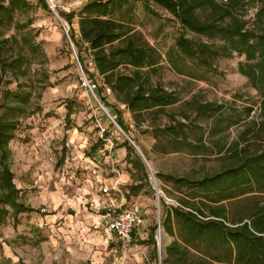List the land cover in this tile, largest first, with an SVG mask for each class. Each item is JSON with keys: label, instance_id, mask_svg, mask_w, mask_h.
Segmentation results:
<instances>
[{"label": "rangeland", "instance_id": "374dc122", "mask_svg": "<svg viewBox=\"0 0 264 264\" xmlns=\"http://www.w3.org/2000/svg\"><path fill=\"white\" fill-rule=\"evenodd\" d=\"M86 1L54 0L60 13L78 12ZM23 3L16 8L13 24L0 26V38L17 35L19 44L12 45L24 56L19 81L10 73L0 77V102L5 101L7 90L30 95L9 146L20 199L37 211L21 213L18 223L10 217L0 225V264H162L164 248L174 240L161 226L162 200L176 206L185 191L171 178L197 179L221 170L224 164L218 159L219 149L227 151L238 144L249 126L263 120L261 97L238 70L244 55L220 57L215 69L200 72L201 79L180 75L164 62L161 84L178 91L184 100L194 96L200 101L223 103L224 129L215 133L214 119L199 117L201 127L195 129L194 136H203L208 147L163 153L155 148L149 121L137 126L132 113L117 101L110 104L104 93V106L111 115V111L119 112L128 127V132L123 131L83 86L82 67L60 19L38 0ZM131 5L133 24L165 55L183 33L181 22L151 0H137ZM187 35L207 41L192 32ZM74 49L77 51L75 45ZM83 55L89 67L88 73L84 71L86 76L101 83L100 76H89L94 66L86 50ZM69 106L73 112L67 119ZM187 107L178 104L169 110L178 112ZM248 107H253L250 114ZM0 114L15 116L5 109ZM126 140L145 163L149 181L129 162L135 156L128 153ZM152 174L166 195L160 201L150 180ZM116 179L118 188L111 184V194L103 195L102 187ZM132 187H137L136 192ZM106 203H113L115 206H110L115 209H137L138 222L130 243L118 241L99 224ZM154 224H160L155 235L157 244L161 242L158 256L151 243L142 242L149 240Z\"/></svg>", "mask_w": 264, "mask_h": 264}, {"label": "trees", "instance_id": "16d2710c", "mask_svg": "<svg viewBox=\"0 0 264 264\" xmlns=\"http://www.w3.org/2000/svg\"><path fill=\"white\" fill-rule=\"evenodd\" d=\"M23 1L0 0V26L13 24L16 8L22 7ZM38 1L47 6L46 0ZM133 1L137 0H88L78 14L79 36L70 15L63 12L61 16L71 23L70 36L83 70L89 72L83 55L86 50L100 75L97 93L102 102L106 105L103 94L104 86H108L116 101L132 113L137 126L149 121L156 150L167 153L188 147L206 149L203 136H194L195 129L201 127L199 117L214 119L215 133L224 129L223 103L200 101L194 96L184 100L178 91L161 84L159 77L165 61L178 74L201 79L200 72L215 69L220 57L244 55L238 70L261 97L263 120L249 126L246 137L238 144L227 151L219 149L218 159L224 164L221 170L197 179L171 178L185 191L176 206L162 200L161 226L174 237L164 248L162 264H264V0H151L171 12L183 26V33L165 55L133 24L129 17ZM188 32L204 36L207 41L191 38ZM0 39V77L10 73L19 81L24 56L16 53L13 45L20 39L16 34L2 35ZM3 98L0 110L15 116L0 114V225L10 217L18 223L21 213L37 211L20 199L9 146L20 123L19 116L27 111L30 95L7 90ZM178 104L188 107L178 112L169 110ZM252 110L253 107L246 109L248 114ZM72 112L69 106L67 119ZM111 113L128 132L122 115ZM124 144L135 156L129 162L149 181L141 157L128 140ZM132 189L136 192L137 187ZM157 229L158 224L151 227V242L156 250Z\"/></svg>", "mask_w": 264, "mask_h": 264}, {"label": "built area", "instance_id": "2783aa9c", "mask_svg": "<svg viewBox=\"0 0 264 264\" xmlns=\"http://www.w3.org/2000/svg\"><path fill=\"white\" fill-rule=\"evenodd\" d=\"M46 3H47V7L49 11L60 19L61 24L65 30V34L67 35L68 39L70 40V43L72 44V48L76 55V59L79 61L77 51L74 49V43L70 36V29H71L70 23L68 21L63 20L62 16H60L61 13L59 12L58 6L54 2V0H47ZM81 69H82V74H83L82 75L83 76L82 77L83 86L87 89V91H89L93 95L97 103L107 113V115L110 118H112L114 122H116V120H114L113 116L110 114L108 108L104 106V103L102 102L101 98L98 96L97 91L101 84L87 77L83 68ZM104 93L107 95L112 94L111 88L108 86H104ZM150 180L153 183V188H154V192H155L157 199L160 201L161 197L166 198L165 192L159 187V184L157 183L156 177L154 176V174L150 175ZM118 186H119V180L116 179L113 183V187L117 189ZM102 190L104 193H109L110 185L104 186ZM137 222H138V211L136 208L120 207L118 209H114L113 211L109 213L108 227L114 233L118 241L122 243H130L133 240ZM158 228L160 229V224H158ZM159 236H160V232H159Z\"/></svg>", "mask_w": 264, "mask_h": 264}, {"label": "crops", "instance_id": "0c3cea01", "mask_svg": "<svg viewBox=\"0 0 264 264\" xmlns=\"http://www.w3.org/2000/svg\"><path fill=\"white\" fill-rule=\"evenodd\" d=\"M88 1V0H87ZM86 1V2H87ZM86 2L78 9V12H75V11H69V12H64V13H66V14H68V15H70V17H71V20H72V26H73V28H74V30H75V33H76V35L77 36H79V17H78V14H79V12H80V10L83 8V6L86 4ZM73 16H75L76 18L75 19H73ZM90 64H92V62H90ZM94 73L92 74V75H94V76H100L99 75V73H98V71L94 68V71H93ZM106 96H108V102L110 103V104H112L113 102H115L116 101V98H115V96L113 95V93L112 94H108V95H106ZM109 98H110V100H109ZM127 148V147H126ZM128 153L130 154V152L128 151ZM128 154V155H129ZM131 155H133V153H131ZM94 171H96V170H94ZM117 171V170H116ZM114 181L115 180H113V181H111V182H109V183H106L104 186H106V185H111V184H113L114 183ZM103 186V187H104ZM103 187H102V189H103ZM153 190H154V188H153ZM155 193V192H154ZM111 194V189H110V192L109 193H104L103 192V195H105V196H108V195H110ZM107 202V201H106ZM121 204H123V203H121ZM110 205H114L113 203H111V204H104L103 205V208L104 209H102V211H103V213H102V215L100 216V219H99V224L107 231V233L108 234H110L111 236L113 235V236H115L114 235V233L109 229V227H108V221H109V213L111 212V211H113L115 208H112ZM102 205H101V203H99V204H97V207L98 208H100ZM115 206V205H114ZM155 235H156V233H155ZM151 236H152V233H150V237H149V240H145V241H142L143 243H151L152 245H153V251L155 252V254H156V256H158V253H159V248H158V244H157V250L155 249V244H153L152 242H151ZM155 239H156V237H155ZM160 254V253H159Z\"/></svg>", "mask_w": 264, "mask_h": 264}, {"label": "water", "instance_id": "95a60500", "mask_svg": "<svg viewBox=\"0 0 264 264\" xmlns=\"http://www.w3.org/2000/svg\"><path fill=\"white\" fill-rule=\"evenodd\" d=\"M117 126L122 129V127L117 123ZM123 130V129H122ZM124 131V130H123ZM128 140L133 144L132 139L128 136ZM135 145V144H133ZM138 149V148H137ZM146 161V160H145ZM159 253L161 252V242L158 243Z\"/></svg>", "mask_w": 264, "mask_h": 264}]
</instances>
